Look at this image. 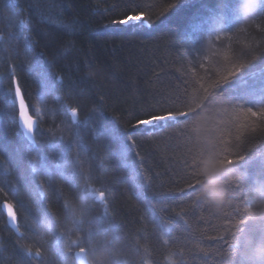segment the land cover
Listing matches in <instances>:
<instances>
[{"label": "trees", "instance_id": "1", "mask_svg": "<svg viewBox=\"0 0 264 264\" xmlns=\"http://www.w3.org/2000/svg\"><path fill=\"white\" fill-rule=\"evenodd\" d=\"M156 2L158 0H135L142 10ZM216 2L182 0L164 15H158L160 8H153L149 12L151 26L143 21L114 26L112 20L123 18L129 10L126 0H0V36L4 37L0 41V70L16 66L26 101L30 105L39 104V94L45 91L41 70L25 67L20 71L27 43L48 58L56 57L52 71L64 80L63 88L49 86L45 103L40 105L43 136L37 135L41 145L38 151L48 153L49 139L57 144V151L48 154L47 163L51 167L58 160L59 151L79 133L89 149L83 159L85 171L91 169L90 187L105 191L111 212L107 219L119 226L114 235L119 238L120 260H128L129 264H142L143 251L140 254L135 251L137 239L142 236L146 239H139V243L149 248L150 264H228L230 259L218 254L228 251L227 244L209 239L219 234L213 225L224 224L216 219L221 213L210 206L204 207L203 202L194 204L195 195L189 197L195 190L187 187L182 163L190 147L186 135L179 128H169L158 130L155 136H136L134 151L125 157L106 131L115 123L121 132H144L132 127L135 119L129 112L142 106L156 105L157 110L180 106L173 101L187 87L183 83L186 63L183 42L192 24L199 22ZM113 5H117L115 10ZM62 25H72L73 30ZM11 34L17 36L16 41L11 40ZM250 71L264 76V62H256ZM254 79L249 78V85ZM237 88L238 93L250 90L248 85L242 84ZM70 108H77L78 119L87 118V124H74L67 111ZM16 120V110L7 98L0 96V201L7 200L15 206L21 231L27 232V224L44 220L42 211L38 210L42 209L38 183L42 182L50 194L49 210L58 216L65 213L62 208L65 198L76 205L80 203L79 189L58 177L51 188L43 175L29 181L31 157L27 147L30 141L23 134H16L21 131ZM209 123H212L211 117ZM50 130L55 131L54 137H49ZM61 130L63 141L59 140ZM261 147L257 145L248 153L249 157L256 156L248 166L250 173L259 171L264 164L258 155ZM40 163L37 157L38 167ZM140 164V172L150 177L149 181H142L139 172L132 170ZM55 188L63 190L59 199L51 195ZM154 201L157 202L155 208ZM89 202L86 220L93 223H86L85 229L107 227L103 221L96 220L104 215L103 205L91 198ZM182 210L184 219L177 216ZM163 230H167L169 244L161 239L165 235ZM76 235L73 234L72 239H76ZM18 237L9 227L6 216H0V264H19L22 253ZM19 239L33 252L40 247L47 264H58L53 233L44 231L42 239Z\"/></svg>", "mask_w": 264, "mask_h": 264}, {"label": "snow or ice", "instance_id": "2", "mask_svg": "<svg viewBox=\"0 0 264 264\" xmlns=\"http://www.w3.org/2000/svg\"><path fill=\"white\" fill-rule=\"evenodd\" d=\"M178 3H182V0H166V2L158 0L156 3L147 5V10H142L135 0H130V2L126 0L129 10L124 13L123 18L114 19L111 23L114 26H128L130 22L135 24L143 21L151 26L149 12L153 8H160L158 15H164L176 8ZM242 5L243 0H217L214 7L207 9L208 15L205 18L192 24L191 32L183 42L186 47L183 83L187 87H184L173 101L178 102L179 107L157 110L156 105H151L129 112L128 115L135 119L132 127L144 129V132H121L115 123L106 128L111 135L112 142L119 146L121 155L125 157L134 151L137 144L136 136H155L158 130L179 128L187 137L186 143L190 145L182 163L187 178V187L195 190L189 193V197L195 195L194 204L201 202L196 199V193L202 183L201 168L205 160L215 158L220 165H232L244 174L243 179L232 184L233 196L230 197L232 203L219 210L215 209L221 213L216 219L224 224L223 226L213 225L219 234L209 237V239L223 241L228 245L226 253L218 252L228 258L233 257L239 248L238 233L254 230L257 235L264 234V208L257 207L253 199V190L257 186L264 193V164L261 165L259 171L251 173L248 171L249 164L256 158L255 155L249 157L248 153L257 145L262 146L258 155L264 161V76L250 71L256 62H264V4L260 5L259 11L253 16L251 28L242 26ZM112 7L115 10L117 5ZM205 7L207 8V5ZM62 26L69 31L73 30L72 25ZM25 27L29 28L27 22H25ZM3 40L4 37L0 36V41ZM11 40L16 41L17 36L11 34ZM23 55L21 72L25 67L29 70L31 68L41 70L40 75L45 91L39 94V104L30 105L26 101V91L17 78L16 66L12 65L7 70H0V96L7 98L17 112L16 124L21 131L16 134H23L30 141L27 147V152L31 157L29 181L43 175L47 177L51 188L52 183L58 177L60 181H65L79 189V200L84 207L77 208L72 200L65 198L62 208L68 214L69 219L64 230L52 232V223L47 225V229L55 235L54 255L58 264H88L93 252L99 251L93 248L98 240L97 237L102 236L106 245H114L119 239L114 235L119 231V226L107 219L111 212L105 191L90 187L91 169L88 172L85 171V160L83 159L89 149L83 144L78 132L75 138L59 151L58 160L51 167L47 163L48 154L57 151V144L49 139L48 153L38 151L41 145L37 140V135L43 136L40 131L43 114L40 105L45 103L49 86L55 88L59 85L63 88L64 80L59 73L52 71L56 57L48 58L43 52H36L32 44L27 43L24 46ZM250 77L255 79L249 85ZM238 84L248 85L250 90L238 93ZM67 111L70 112L74 124L78 126L87 124V118L84 121L78 119L77 108H70ZM209 117L212 123H209ZM61 133L59 140L63 141V130ZM55 135V131H49V137ZM198 136H200L199 142L197 141ZM135 155L140 157L139 152ZM37 157L41 161L39 167ZM140 159L142 160L143 157ZM140 168L142 164L132 170L139 172L142 181H149L150 177L140 172ZM37 187L42 204V209L38 210L42 211L44 220L54 221L56 217L49 210L50 194L45 191L42 182L38 183ZM51 195L59 199L63 195V190L61 188L52 189ZM89 198L103 205L104 215L97 217L96 220L103 221L107 227L85 229L86 223L89 225L93 223V221L86 220V214L90 208ZM217 198L223 199L219 194ZM156 203L153 202V208ZM203 206L208 207L204 203ZM209 211L212 212L213 209L209 208ZM0 216H6L7 223L16 230L19 237L43 238L45 231L43 222L33 221L27 224V219H25L28 231H21L15 206L7 200L0 201ZM177 216L184 219L183 210L178 212ZM163 231L165 235L161 239L165 244H169L167 230ZM73 234H77L76 239H72ZM19 237L17 243L22 253L19 264H33L34 261L35 264H47L40 247L33 252L32 248L24 245ZM139 239H146V237L142 236L137 239L135 251L140 254L142 250L143 255L140 256L142 264H150L147 260L150 250L147 245H140ZM119 264H129V261L120 260Z\"/></svg>", "mask_w": 264, "mask_h": 264}, {"label": "clouds", "instance_id": "3", "mask_svg": "<svg viewBox=\"0 0 264 264\" xmlns=\"http://www.w3.org/2000/svg\"><path fill=\"white\" fill-rule=\"evenodd\" d=\"M264 0H243L241 7L242 26L251 28L252 18L259 11L260 5ZM200 136L197 137L199 142ZM244 174L232 165H220L215 158L205 160L201 168V179L199 191L196 193V199L217 210L232 203L230 197L233 196L232 184L237 180L243 179ZM217 194L223 199H218ZM253 199L257 207L264 208V193L257 186L253 190ZM77 208H83L79 203ZM56 217L54 221L44 220L45 231L49 232L47 225L52 223V232L58 230L61 226H66L69 216L64 213L63 216ZM259 223V221H256ZM237 243L239 248L233 257H230L228 264H264V234L257 235L253 231H246L237 234ZM94 251L88 260V264H119L121 258V249L118 243L106 245L103 239H98L93 245Z\"/></svg>", "mask_w": 264, "mask_h": 264}, {"label": "bare ground", "instance_id": "4", "mask_svg": "<svg viewBox=\"0 0 264 264\" xmlns=\"http://www.w3.org/2000/svg\"><path fill=\"white\" fill-rule=\"evenodd\" d=\"M207 15H208V13L205 14L204 17L201 16L202 18L199 17V18H200L199 20H202V19L205 18ZM6 219H7V218H6Z\"/></svg>", "mask_w": 264, "mask_h": 264}, {"label": "water", "instance_id": "5", "mask_svg": "<svg viewBox=\"0 0 264 264\" xmlns=\"http://www.w3.org/2000/svg\"><path fill=\"white\" fill-rule=\"evenodd\" d=\"M18 218V217H17ZM11 227V226H10ZM12 228V227H11ZM15 232H16V230L14 229V228H12ZM17 233V232H16ZM18 234V233H17ZM19 235V234H18Z\"/></svg>", "mask_w": 264, "mask_h": 264}, {"label": "rangeland", "instance_id": "6", "mask_svg": "<svg viewBox=\"0 0 264 264\" xmlns=\"http://www.w3.org/2000/svg\"><path fill=\"white\" fill-rule=\"evenodd\" d=\"M9 225V224H8ZM9 227H10V225H9ZM12 229V228H11Z\"/></svg>", "mask_w": 264, "mask_h": 264}]
</instances>
